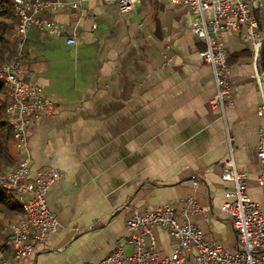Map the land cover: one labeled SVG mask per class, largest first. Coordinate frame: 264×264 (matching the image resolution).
I'll list each match as a JSON object with an SVG mask.
<instances>
[{
    "label": "crops",
    "instance_id": "0c3cea01",
    "mask_svg": "<svg viewBox=\"0 0 264 264\" xmlns=\"http://www.w3.org/2000/svg\"><path fill=\"white\" fill-rule=\"evenodd\" d=\"M44 16L64 35L33 28L26 45V79L55 104V113L30 129L31 167L32 178L44 168L61 172L48 195L61 227L27 258L2 248L0 264H96L118 248L131 254L127 222L134 211L181 212L194 193L208 218L195 215L192 222L208 241L236 252L237 232L221 211L234 185L223 173L234 157L250 196L263 201L257 180L264 43L256 57L241 32L222 36L234 93V105L223 112L211 105L215 79L187 8L143 0L125 15L115 4L83 2ZM258 19L264 40L259 12ZM71 37L75 46L67 44ZM11 153L16 165L7 171L21 158L15 142ZM156 236L160 257L170 256L176 242L160 229Z\"/></svg>",
    "mask_w": 264,
    "mask_h": 264
},
{
    "label": "built area",
    "instance_id": "2783aa9c",
    "mask_svg": "<svg viewBox=\"0 0 264 264\" xmlns=\"http://www.w3.org/2000/svg\"><path fill=\"white\" fill-rule=\"evenodd\" d=\"M142 1L79 0L68 4L60 0H15L18 16L15 53L2 62L0 80L9 91L7 111L21 158L15 168L0 172V186L16 192L23 206V216L7 228L4 247L11 249L18 260L32 256L37 245L45 243L61 227L48 203L49 192L61 180V172L44 168L32 178L30 129L37 120L51 117L55 113V104L50 97L42 96L43 88L39 84L26 79L24 64L29 34L33 28H38L50 37L64 35L63 26L46 18V12L56 14L68 6L77 8L83 2H104L117 5L123 14L128 15L135 12ZM165 1L187 8L195 16L192 31L206 45L201 56L212 68L217 89L211 105L225 112L228 106L234 105V93L229 54L222 36L241 32L246 42L253 43L257 57L264 40L253 14L254 4L251 0ZM67 44L75 46L77 41L74 37L67 38ZM259 115L264 116V104ZM258 156L261 171L257 183L263 191L262 202L250 196L248 176L238 168L234 157L225 164L223 179L233 183L234 188L227 193L221 211L231 219L237 232L236 252L208 241L202 228L192 222L191 217L195 215L208 218L194 193L187 198L181 212L170 206L151 208L145 213L134 211L127 222L133 252L128 254L118 248L96 264H264V128L259 132ZM194 190H198L197 183ZM157 229L176 242L168 257H160L157 251Z\"/></svg>",
    "mask_w": 264,
    "mask_h": 264
},
{
    "label": "trees",
    "instance_id": "16d2710c",
    "mask_svg": "<svg viewBox=\"0 0 264 264\" xmlns=\"http://www.w3.org/2000/svg\"><path fill=\"white\" fill-rule=\"evenodd\" d=\"M253 14L260 21L258 10L254 8ZM17 26L18 16L15 11V0H0V68L2 62L10 59L15 53V43L13 44L12 38ZM9 102V91L0 80V172L7 171L16 165V160L11 153V146L15 139L7 111ZM22 216L23 206L16 192L0 186V250L6 244L1 240L3 225L12 224Z\"/></svg>",
    "mask_w": 264,
    "mask_h": 264
},
{
    "label": "rangeland",
    "instance_id": "374dc122",
    "mask_svg": "<svg viewBox=\"0 0 264 264\" xmlns=\"http://www.w3.org/2000/svg\"><path fill=\"white\" fill-rule=\"evenodd\" d=\"M253 1H254L255 8L258 10L259 15L261 16V20H262V24H263V28H264V0H253ZM16 31H15V34H14V36L12 38L13 39V44L15 43V47H16V33H17ZM9 225H11V223L10 224H7V227Z\"/></svg>",
    "mask_w": 264,
    "mask_h": 264
}]
</instances>
